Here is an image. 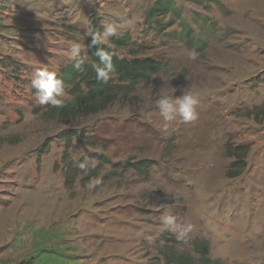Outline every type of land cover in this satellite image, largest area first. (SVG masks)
I'll return each instance as SVG.
<instances>
[{"label":"rangeland","instance_id":"rangeland-1","mask_svg":"<svg viewBox=\"0 0 264 264\" xmlns=\"http://www.w3.org/2000/svg\"><path fill=\"white\" fill-rule=\"evenodd\" d=\"M174 1L181 22L164 30L146 23L154 0H91L94 12L59 13L127 33L119 57L164 62L105 110L49 120L32 75L18 79L13 98L0 94V264H32L42 251L72 264H174L171 254L194 255L196 240L217 264H264V116H255L264 106V0ZM71 46L61 45L59 65L72 61ZM166 91L197 96L198 118L165 122L157 99ZM226 144L249 147L236 177L226 175ZM65 150L99 166L101 185L89 190L78 177L68 190ZM141 159L148 175L134 168ZM169 213L192 225L183 239L160 231Z\"/></svg>","mask_w":264,"mask_h":264},{"label":"trees","instance_id":"trees-1","mask_svg":"<svg viewBox=\"0 0 264 264\" xmlns=\"http://www.w3.org/2000/svg\"><path fill=\"white\" fill-rule=\"evenodd\" d=\"M171 17L168 22L161 24L157 21L158 17ZM181 13L174 0H154L153 4L146 11V23H156L161 30L171 26L175 20L181 22ZM94 30L101 32V27L96 26L92 20L89 23ZM102 33V32H101ZM130 40V36L125 33L120 36L109 37L108 44L91 45L88 37L83 41L84 50L82 53V61L80 68L74 66V61H71L64 66L59 67L58 75L63 80L64 87H67L72 99L63 108L57 109L48 105L42 113L49 120H59L67 122L82 115L96 114L99 111L105 110L118 96L120 88H132L140 82L148 81L152 76L159 74L164 69V62L153 57L144 58H124L117 55L118 48L125 47ZM102 47L104 51L112 57V63L116 71L112 74V78L107 83H102L96 79L93 63H99L98 58L94 55L97 48ZM264 116V106L259 109L255 116ZM3 138L0 136V144ZM96 145V142H89ZM69 148V143L66 146ZM225 152L232 159L229 164L226 175L228 177H236L242 173L246 166V156L249 152L247 145L226 144ZM64 163V186L68 190H72L75 181L79 178V182L84 186L90 178L96 177L99 171V166L91 169L85 175L75 165L79 160H72L68 157L65 150L62 156ZM151 162L147 159H141L134 164V168L142 174L148 175L147 168ZM194 255L189 253L171 254L168 259L169 263L174 264H217L208 255L207 246L204 241H195L193 243Z\"/></svg>","mask_w":264,"mask_h":264},{"label":"crops","instance_id":"crops-1","mask_svg":"<svg viewBox=\"0 0 264 264\" xmlns=\"http://www.w3.org/2000/svg\"><path fill=\"white\" fill-rule=\"evenodd\" d=\"M90 1L0 0V94L4 98L18 95L20 77L33 76L40 67L59 69L63 43L83 44L89 23H79V14L64 18L59 13L94 12ZM32 55L40 60L30 59ZM36 227L33 232L39 229ZM44 259L47 264H72L48 251L38 253L32 264H43ZM93 259L89 264H96Z\"/></svg>","mask_w":264,"mask_h":264},{"label":"clouds","instance_id":"clouds-1","mask_svg":"<svg viewBox=\"0 0 264 264\" xmlns=\"http://www.w3.org/2000/svg\"><path fill=\"white\" fill-rule=\"evenodd\" d=\"M116 32V27L111 23L104 25L103 33L94 30L91 26L85 29V35L90 38L91 45H101L109 37L115 35ZM81 51V46L74 43L71 46L68 56L70 60L75 62L74 66L78 69L83 63ZM94 55L99 61V63L92 64L96 72V79L102 83H107L116 71L112 63V57L102 47L97 48ZM31 87L36 90V99L41 105H50L53 108L60 109L68 102L67 94L64 91L63 80L58 75V69L50 70L48 67L37 69L31 78ZM173 91L174 89L172 88ZM198 103V97L187 91H184L182 95L175 98H172L166 91L157 99V107L160 109V114L165 122L174 120L177 115L185 123L195 121L198 118V112L196 111ZM164 130H167V124ZM75 166L85 175L91 169L96 168V164L88 159L77 161ZM102 180V176L90 178L86 187L89 190L94 189L101 185ZM160 224L161 232L171 231L177 235V239H183L192 230L191 224L181 223L178 217L171 213L162 216L160 218Z\"/></svg>","mask_w":264,"mask_h":264}]
</instances>
